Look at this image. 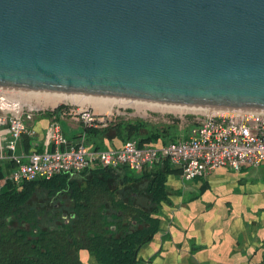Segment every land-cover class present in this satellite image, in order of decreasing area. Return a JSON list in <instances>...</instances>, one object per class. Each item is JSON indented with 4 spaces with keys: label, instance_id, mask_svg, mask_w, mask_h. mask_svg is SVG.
<instances>
[{
    "label": "water",
    "instance_id": "95a60500",
    "mask_svg": "<svg viewBox=\"0 0 264 264\" xmlns=\"http://www.w3.org/2000/svg\"><path fill=\"white\" fill-rule=\"evenodd\" d=\"M0 88L264 110V0H0Z\"/></svg>",
    "mask_w": 264,
    "mask_h": 264
},
{
    "label": "trees",
    "instance_id": "16d2710c",
    "mask_svg": "<svg viewBox=\"0 0 264 264\" xmlns=\"http://www.w3.org/2000/svg\"><path fill=\"white\" fill-rule=\"evenodd\" d=\"M174 122L179 121L116 118L107 126L85 131L88 143L100 134L124 142L137 138L140 146L161 145L174 141L169 124ZM93 143V149H101L98 141ZM166 161L164 171L170 168ZM6 163L0 160V179ZM154 167L142 178L125 166H98L74 177L61 174L21 187L6 185L0 192V264H81L83 249L99 264H137L140 248L160 227L153 207L167 197L166 174ZM138 188L147 193L151 205L137 204L133 193L139 194ZM42 191L47 192L48 203H54L51 209L37 199Z\"/></svg>",
    "mask_w": 264,
    "mask_h": 264
},
{
    "label": "crops",
    "instance_id": "0c3cea01",
    "mask_svg": "<svg viewBox=\"0 0 264 264\" xmlns=\"http://www.w3.org/2000/svg\"><path fill=\"white\" fill-rule=\"evenodd\" d=\"M54 111L50 110L51 114L36 113L34 120L26 121L36 130V135H25L20 150L49 149L54 118L61 122L69 139L84 137L92 149L95 148L94 141L103 142L109 145L108 148H119L124 144L118 136L108 138L100 134L91 140L89 137L88 143L89 133L78 115L67 108ZM164 161L155 165L154 171L161 168L164 171ZM169 165L170 168L164 171L167 197L153 207V213L160 218V227L140 248L137 264H261L264 162L241 170L221 167L190 180L182 177L180 168ZM150 169L135 170L134 175L142 178ZM133 197L139 205H151L145 191L133 193ZM80 257L81 264H99L96 256L86 249L81 250Z\"/></svg>",
    "mask_w": 264,
    "mask_h": 264
},
{
    "label": "built area",
    "instance_id": "2783aa9c",
    "mask_svg": "<svg viewBox=\"0 0 264 264\" xmlns=\"http://www.w3.org/2000/svg\"><path fill=\"white\" fill-rule=\"evenodd\" d=\"M30 92L0 88V160L11 164L0 179V192L8 184L21 187L25 182L50 180L61 174L74 177L98 166L140 170L167 160L181 169L185 180H190L221 167L241 170L264 162V110L240 108H210L213 111L207 114H186L197 120L183 119L197 125L189 130L187 138L179 141L140 146L137 138H130L119 148L106 149L90 148L84 137L69 139L61 122L54 118L51 147L25 152L20 150L23 137L36 135L26 121L34 120L37 111L55 110L60 105L48 107L38 101L44 107H26L28 102L24 100L28 101ZM70 104L71 112L78 115L85 128L107 126L112 120L78 103Z\"/></svg>",
    "mask_w": 264,
    "mask_h": 264
},
{
    "label": "rangeland",
    "instance_id": "374dc122",
    "mask_svg": "<svg viewBox=\"0 0 264 264\" xmlns=\"http://www.w3.org/2000/svg\"><path fill=\"white\" fill-rule=\"evenodd\" d=\"M35 93H39V92L32 91V92L28 93L27 95L28 96L29 95H35ZM85 96H87V95H85ZM90 97L96 99V98L101 97V96H98V97L97 96H90ZM24 102H28L26 104V107H30V106L38 107V108L44 107V105L41 102H38V100H36L35 98L34 99L28 98V101L24 100ZM129 102L131 104L130 103L127 105L115 104L114 107L110 111L100 110L98 107H96L91 102H89V103L87 102V103L79 104V105H82L84 107H88L91 110H93L97 115L102 114V115H105L107 117H110L112 120L113 119L116 120V118H127V119L128 118H144L147 120H152L155 123L173 122V121L177 120L179 122L169 123L171 125L170 135L174 141H179L181 139L187 138L189 130H191L195 125H197V124L187 123V120H184L183 118H187L188 121H196L197 119H194L192 117H188L186 114H191L193 112H199L201 114H207L210 111H213V109H210V108L207 109V107H202V108H199L196 110L185 109L184 111H169V109H162V108L156 107V106H153V107L147 106L149 103H154V102H150V101L130 99ZM141 106H142V108H139ZM49 107H51V106H49ZM59 108H61L60 110L67 108L69 111H71V108H73V106H71L69 101H66V102L61 103L59 106H57L56 109H59ZM50 110L51 109H49V110L43 109V110H40V112L44 113V112H49ZM40 112L37 111L36 113L39 114ZM99 128H102V127H99ZM98 145L101 147V149H106L109 147V145H106L103 142H98ZM9 169H10V164L6 163L5 168H4L5 173L7 171H9ZM130 174H136V171L130 170ZM47 197H48L47 192L42 191V198L40 197L37 199L38 200H44L43 205L47 206L46 209L47 208L51 209L52 208L51 204L53 205L54 203H51V204L48 203L50 199H48ZM37 202H39V201H36V203ZM47 203H48V205H47Z\"/></svg>",
    "mask_w": 264,
    "mask_h": 264
},
{
    "label": "bare ground",
    "instance_id": "6f19581e",
    "mask_svg": "<svg viewBox=\"0 0 264 264\" xmlns=\"http://www.w3.org/2000/svg\"><path fill=\"white\" fill-rule=\"evenodd\" d=\"M36 92H39V93H35V95H29V96L27 95V97L29 99L35 98L36 100L41 101L48 107L56 106L66 101L78 103V104H84L87 102L88 103L91 102L96 107H98L100 110L110 111L114 107L115 104L127 105L130 103L129 102L130 99H124V98L98 97L97 96L98 98L94 99V98H91L89 95L85 96V95H77V94L54 93V92H43V91H36ZM147 106H151V107L156 106L162 109H169V111H184L185 109L196 110V109L202 108L200 106H195V105L169 104V103L166 104V103H159V102L149 103ZM139 108H142V106Z\"/></svg>",
    "mask_w": 264,
    "mask_h": 264
}]
</instances>
